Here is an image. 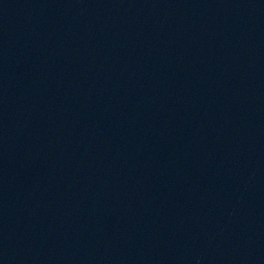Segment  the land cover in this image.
<instances>
[{"label": "water", "instance_id": "water-1", "mask_svg": "<svg viewBox=\"0 0 264 264\" xmlns=\"http://www.w3.org/2000/svg\"><path fill=\"white\" fill-rule=\"evenodd\" d=\"M0 264H264V0H0Z\"/></svg>", "mask_w": 264, "mask_h": 264}]
</instances>
